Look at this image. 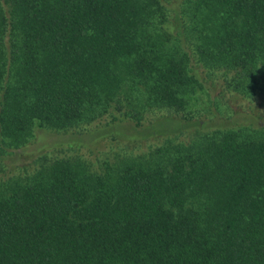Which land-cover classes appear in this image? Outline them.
<instances>
[{"label":"trees","instance_id":"obj_1","mask_svg":"<svg viewBox=\"0 0 264 264\" xmlns=\"http://www.w3.org/2000/svg\"><path fill=\"white\" fill-rule=\"evenodd\" d=\"M234 99L264 108V0H0V264H264Z\"/></svg>","mask_w":264,"mask_h":264},{"label":"rangeland","instance_id":"obj_2","mask_svg":"<svg viewBox=\"0 0 264 264\" xmlns=\"http://www.w3.org/2000/svg\"><path fill=\"white\" fill-rule=\"evenodd\" d=\"M231 105H232L231 109H233L235 112L233 115L230 112H229V114H231L230 119L234 120L237 123L235 125L239 126V125L251 124L252 126L254 125V126H263L264 127V108L258 106L256 101H253L251 99L250 100H248V99H241V100L234 99L232 101ZM105 121H106V119L102 118L97 122V124L102 125L105 123ZM171 124L170 125H168V124L161 125L160 123H156V124L154 123L151 130L161 129V131H163V133H164L170 129H174L175 127L177 128V126H178L177 122L173 123L174 126ZM142 133H144V132H142L141 130L133 132V134H136V136H142L143 135ZM157 136L161 137V135H159V134H157ZM67 138H70V137L69 136H65V137L59 136L57 141H59V143H63L60 140H66ZM147 141L149 143H153L156 141V139H155V137L154 138L148 137ZM113 144H114V147H121V144H119V143L115 142ZM88 145H86V147ZM93 145L95 146L92 148V150H94V154H97L98 152H101V150H106L105 148H108L106 145L103 146V143H101V142H96ZM142 145H143V143H142ZM47 147H48L49 151H52L55 155H58L59 154L58 150H60L63 147H66V146L60 145V146H57L56 148L49 147V146H47ZM38 153H40V151H38ZM27 155H28V153H26L25 156L22 155V157L25 158V159H23L25 162L27 159H29V157ZM30 158H32V157H30Z\"/></svg>","mask_w":264,"mask_h":264}]
</instances>
